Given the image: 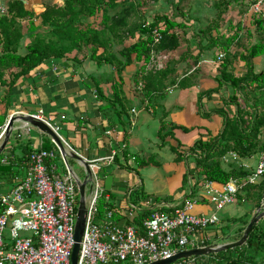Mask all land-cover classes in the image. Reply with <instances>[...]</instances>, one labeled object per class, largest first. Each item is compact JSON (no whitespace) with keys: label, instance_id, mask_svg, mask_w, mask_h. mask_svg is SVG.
<instances>
[{"label":"crops","instance_id":"crops-1","mask_svg":"<svg viewBox=\"0 0 264 264\" xmlns=\"http://www.w3.org/2000/svg\"><path fill=\"white\" fill-rule=\"evenodd\" d=\"M31 1L28 8L25 2L22 3L25 10L37 16L44 10L45 1ZM196 6L198 8H192L191 14L208 25L214 19L213 5L199 1ZM6 13L2 10L0 15ZM261 14L264 16L263 12ZM32 22L39 24V18H32ZM201 23L193 24L190 19L183 28L175 29L176 34L181 33L179 45L173 51H164L165 57L170 58H167L168 64L164 62L168 74L162 79L159 75H150L152 57L148 63L136 61L117 70L103 61L97 63L98 60L79 55L75 59L43 61L26 74L17 72L16 77L11 72L4 74V83L0 84V120L4 119L3 124L11 115H30L41 109L45 120L63 127L64 139L84 160L107 157L114 152L113 164L101 163L97 173L101 195L96 217L99 223H102L105 212L111 210L114 222L134 227L139 233L141 222L149 215L150 209L170 213L185 199L196 201L195 214L213 211V206L210 207L204 197V178L197 176L196 153H190V150L196 142L213 143L223 127L220 112L233 113L234 108L224 102L233 89L223 81L221 71L244 80L248 73L239 67L245 60L241 55H245L256 41L247 40L246 33L238 31L228 51L233 53L238 47L245 50L237 56L228 55L220 47L224 40L214 47L215 41L213 44L208 41H211L210 37L215 40L221 35L226 39L233 36L234 25L226 30L212 28L208 32L206 27H200ZM21 24L25 34L28 20H22ZM218 51L229 57L225 67L220 65L225 56L221 60L216 59ZM155 54L160 60L162 52ZM262 57L251 60L254 73L263 71ZM23 125L21 121H14L13 131L0 153V193L11 189L24 176V161L31 146L44 148L52 144L47 135L30 125V131L26 133ZM33 129L38 135L31 137ZM230 152L218 160L227 158ZM236 156V159L222 161H232L249 172L255 168L259 157ZM58 161L62 166L61 159ZM65 163L68 165V159ZM221 167L229 170V164ZM85 177L77 179L82 182ZM91 185V182L85 185L86 202ZM245 196L243 201L238 200L219 212L218 228L208 231V236L217 240V244L239 240L257 207L261 205V211L264 210L263 194L249 212L240 207L249 201ZM225 217L229 219L227 222L231 223V228L220 230ZM244 217L248 218L242 226L238 221H246ZM241 227L243 230L239 232ZM230 234L234 235L233 238L227 239ZM197 259L204 264L212 260L210 255L198 256ZM252 264H264V259Z\"/></svg>","mask_w":264,"mask_h":264},{"label":"trees","instance_id":"trees-1","mask_svg":"<svg viewBox=\"0 0 264 264\" xmlns=\"http://www.w3.org/2000/svg\"><path fill=\"white\" fill-rule=\"evenodd\" d=\"M194 1H196V4L193 3L196 10L198 3L197 0ZM233 1H237L235 4L240 3L239 7L233 10L240 17L235 27V33L227 39L221 35L215 37V40L211 37V41L207 40L212 44L215 41L213 47L218 46L217 43L220 44V41L224 40L225 43L220 47L225 49L228 55H230L228 49L234 43L238 30L249 27L248 24L253 25L259 32H262L264 28V16L261 13L251 14L248 24L242 22L244 15L242 11L247 13L246 4L242 0H216L212 5L218 13L215 11L214 19L206 25L208 32H211L213 24L215 25L213 28L216 30L231 28L230 13L227 14V8ZM255 1L249 0V5L254 4ZM143 4V0H61L60 2L53 1V3L45 1L44 10L34 16V13L25 10L21 0H9L6 15H0V84L4 83L3 76L6 72L12 73L11 69H19L12 73V76L16 77L18 76L17 72L26 74L25 72L49 59H75L76 53L73 57H69V54L80 47L83 50L82 56L98 60L97 63L103 61L110 65L119 64L118 58L124 56L123 50L121 56L110 50V32L115 33L114 37H118L124 32L127 37L132 36L135 31L140 34L137 42L124 49L126 53L134 54L135 61L148 63L152 53L175 50L179 45V37L176 35L175 29L183 28L187 23L185 20H190L193 17L191 12L194 10H191L188 0L186 2L173 0L172 8L176 13L173 16H169L168 12L161 15L156 13L157 15L153 16L148 25L144 22L141 23L140 18L136 20L129 18L135 8L141 7ZM144 11L145 9H143ZM182 12H185V15L189 14L190 17H185ZM97 17L100 18V23H98L100 29L92 28L89 23V20H96ZM180 17L182 20H178ZM32 18H39V24H34ZM24 19L28 20V26L25 27L24 32L29 34L32 40L23 46L24 52L19 53L20 41L25 35L22 33L24 26L20 25V22ZM226 21L228 22L227 27L224 26ZM159 23L163 24V28L158 27ZM242 24L243 27H241ZM157 27L161 39L155 43L152 31ZM250 32L252 33L251 30ZM104 35H106L105 38ZM258 38L256 43L247 50L245 58H248L250 64L247 69V77L244 80L233 75L227 76L224 70L221 71L223 81H227L233 89L232 94L224 99L227 105L234 108L233 113L228 114L223 110L220 112L223 117V127L213 143L196 142L191 148V152L189 151L196 153L197 176H202L204 182L223 184L232 178L249 175V171L235 163H229V170H224L221 167L222 161L220 163L218 158L229 151L237 154L240 158L264 154V69L260 73H254L251 64L252 59L264 56V43L260 37ZM100 49L103 51L98 53ZM228 55L220 64L222 67L227 65ZM115 60H118V63ZM128 64L122 63L124 67ZM123 66L118 65L115 68L121 70ZM167 74L166 68L162 69L159 78L162 79ZM3 121L4 119L1 118V125ZM52 146L53 144H50L49 149ZM44 149L49 150L47 146ZM261 177L260 185L247 187V193L244 195H248L250 192L251 194L256 193V197L258 196V200H260L264 191V173ZM261 220L263 222L264 217ZM261 222L252 227L245 244L217 254H210L212 260L207 264H252L255 261H262L264 258L261 260L259 256L260 252L264 251V222L262 224Z\"/></svg>","mask_w":264,"mask_h":264},{"label":"built area","instance_id":"built-area-1","mask_svg":"<svg viewBox=\"0 0 264 264\" xmlns=\"http://www.w3.org/2000/svg\"><path fill=\"white\" fill-rule=\"evenodd\" d=\"M263 5L264 0H256L250 9L252 13L260 14ZM160 39L161 36L156 35L154 41ZM224 56L218 51L216 59L221 60ZM138 87H141L140 83ZM30 115L46 124L62 145L72 151L59 135V126L45 120L41 109ZM6 124L7 121L0 127V141ZM23 124L22 129L29 132L30 126ZM51 143L54 146L49 150L41 145L31 146L24 161V176L11 189L0 193V264H70L78 205L77 177L61 157L55 142L51 140ZM227 158L236 159L237 156L230 152ZM57 159L62 161L61 168L55 163ZM85 161L89 163L92 185L86 202L77 264H151L179 252L217 247V240H212L208 231L218 228V213L237 202L240 196L243 201L246 188L257 185L264 173L262 154L255 168L245 177L232 178L223 184L204 182V197L213 205L210 214L193 213L196 201L185 199L170 213L150 209L138 233L134 227L114 222L111 210L105 212L102 223L96 220L101 197L97 173L101 163L113 164L114 152L107 157ZM6 229L8 239L4 238ZM197 258H183L172 264H204Z\"/></svg>","mask_w":264,"mask_h":264},{"label":"rangeland","instance_id":"rangeland-1","mask_svg":"<svg viewBox=\"0 0 264 264\" xmlns=\"http://www.w3.org/2000/svg\"><path fill=\"white\" fill-rule=\"evenodd\" d=\"M25 5H26V7L28 8V4L29 3H32V1L31 0H21ZM29 1V2H28ZM43 1V0H42ZM44 1H48V2H52L53 3V1H57V2H60L61 0H44ZM172 1L173 0H143V2H144V4H143V6H141V7H136L135 8V10H134V12L131 14V16H129V18H131V19H134V20H136L137 18L139 19L140 18V22L142 23V22H144L146 25H148L151 21H152V19H153V16L157 13L158 15L160 14H164L165 12H168V14H169V16H173L175 13H176V11H175V9H173L172 7H173V5H172ZM185 2L187 1V0H184ZM199 1L200 2H203V3H206V4H209V3H211V4H214V2L216 1V0H197V3H199ZM243 1V3H245L246 4V8H247V13H245L244 11H242L243 13H244V15H243V17H242V22L243 23H245V24H248V20H249V16L251 15V14H253L252 13V10L250 9V7H249V0H242ZM148 2H151V3H148ZM237 1H233L232 3H231V5L230 6H228V8H227V14H229L230 13V17H229V20L231 21V25L233 26L234 25V27H236L237 26V22L239 21V19H240V17L235 13V11H233L234 9H236V8H238L239 7V4L240 3H237V4H235ZM6 3H8V0H0V13H1V11L2 10H4V11H6ZM188 3H190V7H191V10H193V9H195L194 8V6L195 5H193V3H195L196 4V1H194V0H188ZM222 6V5H221ZM142 7H144L143 9H145V11L143 12V9H142ZM223 7V6H222ZM193 8V9H192ZM262 12L264 13V5H263V7H262ZM216 11V13H218L217 12V9L215 10ZM233 11V12H232ZM229 12V13H228ZM215 13V14H216ZM138 14V15H137ZM156 14V15H157ZM182 14H184V16L185 17H190L189 16V14L188 15H185V12H182ZM133 15H135V16H133ZM215 16V15H214ZM192 17V16H191ZM192 19H195V20H192ZM192 21H193V24H198V23H201V21H198V19H196V18H194V17H192ZM226 19H228V18H226ZM143 20V21H142ZM178 20H182V17H180ZM90 22V25H91V27L92 28H96V29H100V27L98 26V23H100V18L99 17H97V19L96 20H89ZM138 21V20H137ZM189 21L190 20H185V22H188L189 23ZM139 22V23H140ZM138 23V24H139ZM20 25H22L21 24V22H20ZM136 25H137V23H136ZM163 24H160L159 23V28H163V26H162ZM207 24L205 23L204 24V22H203V24L201 23L200 24V27L202 28V26L203 27H207L206 26ZM217 25V24H216ZM227 25H228V22L226 21L225 22V27H227ZM215 26V25H214ZM213 26V27H214ZM241 26V25H240ZM248 26L249 27H247V28H241V30H238L239 32H243V33H246V35H245V38L248 40V39H253V42H255L256 40H258L259 38L258 37H260L261 38V40H262V42L264 43V28L262 29V32H259V31H257L256 29H255V27L253 26V25H249L248 24ZM156 28V29H153V31H152V38H153V42H155L154 41V38L156 37V35H160L161 36V34L158 32V29L159 28ZM212 26H211V28H213ZM241 27H243V26H241ZM250 31L251 29H252V33L250 32L249 33V31ZM157 30V31H156ZM236 31V30H235ZM248 31V32H247ZM258 32V33H257ZM26 33V32H25ZM29 34H25L24 35V37L21 39V41H20V47H19V50H18V52L20 53V52H24V48H23V46L24 45H26V44H29L30 42H31V40H32V38L30 37V35L28 36ZM179 38L181 37V33L180 32H178V34H176ZM115 36V33L113 34V33H109V41H110V45H111V47H110V50L114 53V54H116V55H122V50H123V57L121 56V57H119L118 59L120 60L119 62V64H113V65H111V67H112V69L113 68H115L116 66H118V65H121V66H123L122 65V63H129V64H134V63H136V61H135V59H134V54H128V52L126 53L125 52V48H127V47H129L132 43H134V42H137L136 40H138L139 39V37H140V34L137 32V31H135L134 33H133V35L132 36H126V34H125V32L124 33H121L119 36H121V37H114ZM104 38L106 37V35H104L103 36ZM135 38H137V39H135ZM142 39V38H141ZM160 41V40H159ZM158 41V42H159ZM252 41V40H251ZM158 42H155V43H158ZM244 42V41H243ZM126 43V44H125ZM119 44V46L117 47V45ZM237 48V47H236ZM243 51V50H245L243 47H238L237 48V50L236 51H233V53H230L229 51H228V53L230 54V55H236L237 56V53H239L240 51ZM103 50L102 49H100L99 51H98V53H100V52H102ZM121 51V52H120ZM79 52V53H78ZM82 52H83V50H82V48L80 47L78 50H73L70 54H69V57H73L74 56V54L76 53V55L77 56H79V55H82ZM162 52V55H160V60L158 59L159 57H156V54H154L153 55V53H152V63H151V68L149 69V71L151 70V72H150V75L152 76V75H154L155 77H158V75H159V73H160V71L162 70V69H165L164 68V65H165V63H167V61H168V59L170 58V56H168L167 57V55H166V57H165V53H164V50L163 51H161ZM247 55V50H246V54L245 55H241V58H244V59H246V60H244L240 65H239V67L241 68V69H248L249 67H248V65L250 64L249 63V60H248V58H245V57H247L246 56ZM264 57V56H263ZM262 57V58H263ZM168 58V59H167ZM117 63H118V60H115ZM165 62V63H164ZM168 64V63H167ZM139 65V64H138ZM125 67L123 66V68L122 69H124ZM17 69H11V71H12V73L13 72H15ZM35 129H33V130H31V133H30V135H31V137H34V136H36V135H38V133H36L35 131H34ZM59 135L61 136V137H63V138H65V132H64V129H63V127H61L60 128V130H59ZM47 148L49 149V146H47ZM260 155H262V153H260L259 154V156ZM189 157V156H188ZM227 159V158H226ZM225 159V160H226ZM229 159V158H228ZM223 160V158H221V160L219 159L218 161L221 163V161ZM55 163L58 165V168H60L61 167V163H60V161H58V159L57 160H55ZM222 163L223 164H221V165H227V164H229V163H232V161H229V162H223L222 161ZM68 166L71 168V170L77 175V177L79 178H83L84 176H85V172H84V169L82 168V166L76 161V160H74V159H70V158H68ZM101 175H102V173H100ZM199 178V177H198ZM260 178L261 177H259V182H258V184H257V186L258 185H260ZM255 187H256V185H255ZM247 190V189H246ZM246 193H247V191H246ZM251 195V196H250ZM256 193H253V194H251V192H250V194H246V196L245 197H247L246 198V201L247 200H249V201H247V202H245V203H242V204H240V207L241 208H243L246 212H249L250 210H251V208H252V206H254V205H256L257 204V202H258V196L256 197ZM238 200H241V196H240V199L238 198ZM241 202V201H240ZM239 202V203H240ZM260 202V201H259ZM264 204V203H263ZM213 205H210V207H212ZM221 213V212H220ZM220 213H218V216H220ZM245 218V217H244ZM247 218L248 217H246L245 219H246V221H242V220H240V221H238L239 223H241V224H243L242 226H245V224H246V222H247ZM229 219L228 218H224L223 219V221L220 223V230H224V229H229V228H231V223L230 222H227ZM261 222V221H260ZM259 222V223H260ZM264 222V221H263ZM263 222H261V224L263 223ZM238 223V224H239ZM243 230V227H241V230H239V232H241ZM228 232V231H227ZM222 235H224V234H222ZM232 236H234V235H232V234H230L228 237H227V239L229 238H233ZM4 238H6V239H8V229H6L5 230V232H4ZM231 240H233V239H231ZM264 256V253L263 252H260V259L262 258ZM125 264V263H124Z\"/></svg>","mask_w":264,"mask_h":264},{"label":"water","instance_id":"water-1","mask_svg":"<svg viewBox=\"0 0 264 264\" xmlns=\"http://www.w3.org/2000/svg\"><path fill=\"white\" fill-rule=\"evenodd\" d=\"M21 121L22 123H26L36 129H38L40 132L47 135L51 140H53L60 152L61 157L66 162L68 158L74 159L80 163L82 168L85 172V179L80 182L77 179V189H78V205L76 209V219L74 224V231H73V247L70 254V264H77V258L79 253V243L81 240V236L83 234L84 225H85V214H86V201H85V185L87 182H90L89 176V163L86 162L82 157L78 156L74 152L70 151L69 149H66L62 143L60 142L59 138L52 132V130L44 124L42 121L36 120L31 115H12L6 124L5 133L3 136L2 143L0 144V153L4 149L6 143L8 142L9 136L11 132L13 131V124L14 121ZM264 199V192L263 197ZM264 217V210L261 211V205L257 207L256 212L253 214L249 222L247 223L246 227L243 230L242 236L239 240L235 242L230 243H224L219 244L217 247H206L201 249H191L183 252H179L173 256H171L168 259L159 260L157 262L151 263V264H172L176 262L179 259L183 258H191V257H198V256H204V255H210V254H217L219 252H222L227 249H232L236 247H240L243 244H245L248 234L250 233L252 227L261 219Z\"/></svg>","mask_w":264,"mask_h":264}]
</instances>
